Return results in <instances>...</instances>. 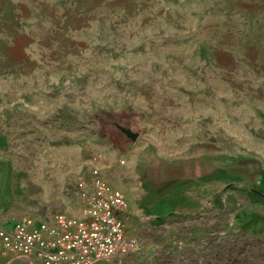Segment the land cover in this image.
Masks as SVG:
<instances>
[{
    "label": "rangeland",
    "instance_id": "374dc122",
    "mask_svg": "<svg viewBox=\"0 0 264 264\" xmlns=\"http://www.w3.org/2000/svg\"><path fill=\"white\" fill-rule=\"evenodd\" d=\"M143 117L159 153L216 155L217 191L163 216L128 201L137 246L92 264H264L253 182L226 172L264 145V0H0V222L78 210L83 159Z\"/></svg>",
    "mask_w": 264,
    "mask_h": 264
},
{
    "label": "crops",
    "instance_id": "0c3cea01",
    "mask_svg": "<svg viewBox=\"0 0 264 264\" xmlns=\"http://www.w3.org/2000/svg\"><path fill=\"white\" fill-rule=\"evenodd\" d=\"M144 120V117L140 119L135 127L120 125V137H117L116 131L107 133L112 144L107 146V159L98 165L101 173L129 203L140 206L143 211L146 209L152 216L199 211L211 194L215 195L217 191L216 155L203 160L202 166L199 148L196 153L192 151L186 155L178 144L172 151H167L170 148L167 145L166 150L162 149L164 153H159L155 150V141L140 139L141 133L150 132ZM249 156L255 159L232 160L226 172L236 178L240 176L239 169L241 175L248 176V180L253 182L249 188L250 198L245 202L246 206H252L251 224L247 221V225L264 233V145L262 150ZM120 159L123 161L119 162ZM135 211L140 213L139 208ZM73 213H79V209ZM9 224L8 218L7 222H0V226Z\"/></svg>",
    "mask_w": 264,
    "mask_h": 264
},
{
    "label": "built area",
    "instance_id": "2783aa9c",
    "mask_svg": "<svg viewBox=\"0 0 264 264\" xmlns=\"http://www.w3.org/2000/svg\"><path fill=\"white\" fill-rule=\"evenodd\" d=\"M107 157L99 151L83 159L88 172L77 181L79 213L40 206L33 212L12 215L8 226H0V250L30 257L39 264H92L133 250L138 235L128 224V199L97 165Z\"/></svg>",
    "mask_w": 264,
    "mask_h": 264
}]
</instances>
